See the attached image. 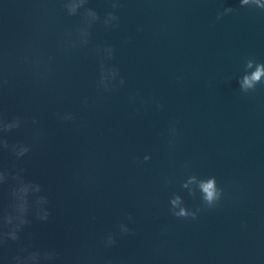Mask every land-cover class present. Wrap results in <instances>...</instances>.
<instances>
[{
    "label": "water",
    "instance_id": "1",
    "mask_svg": "<svg viewBox=\"0 0 264 264\" xmlns=\"http://www.w3.org/2000/svg\"><path fill=\"white\" fill-rule=\"evenodd\" d=\"M221 3L239 8L238 0H123L120 28L97 26L92 37L116 48L113 63L126 81L119 92L96 94L89 49L58 56L55 75L43 84L9 63L12 85L0 106L9 115L37 116L46 132L15 162L49 197L48 221L33 220L25 231L36 247L56 248L58 264H264V86L245 95L236 80L246 57L264 62V13L239 9L216 21ZM89 6L101 14L106 8L104 0ZM46 7L45 14L34 0H0L4 46L22 49L35 34L36 45L54 54L57 36L75 19L63 16L55 0ZM131 92L155 96L163 108L130 104ZM58 110L76 119L60 124ZM171 120L178 136L169 148ZM30 135L26 128L11 139ZM145 154L151 159L137 165ZM187 174L215 176L224 190L220 207L195 221L168 212L173 193L189 208L199 205V194L193 199L180 188ZM128 213L136 235L105 249L101 237L127 223ZM14 251L15 245L0 251V264Z\"/></svg>",
    "mask_w": 264,
    "mask_h": 264
},
{
    "label": "clouds",
    "instance_id": "2",
    "mask_svg": "<svg viewBox=\"0 0 264 264\" xmlns=\"http://www.w3.org/2000/svg\"><path fill=\"white\" fill-rule=\"evenodd\" d=\"M34 2L40 5L41 13L46 14L49 11L46 7L48 0ZM55 3L63 16L74 18L75 23L57 36L54 54L46 53L36 45L35 34L28 38L22 49H9L0 40V98L12 85L8 67L10 62L14 63L16 68L26 70L37 84H43L49 82L55 75L58 56L70 57L81 49H89L97 62L94 87L98 96L119 92L125 86L126 81L120 74L119 67L113 63L115 46L107 41L92 43L93 31L97 26L108 31L120 28L121 17L118 12L123 7V0H104L106 8L102 14L89 6L90 0H55ZM238 6L237 9L221 3L216 10L215 20L221 21L239 9L259 10L264 13V0H238ZM3 11H7V5ZM44 30L41 27L39 31ZM136 31L141 32L143 29L138 26ZM124 43H131L130 38ZM236 80L240 93L245 95L254 93L258 86H264V62L257 61L254 57H246L243 61V70ZM128 102L130 104L138 102L141 106L151 103L156 111L163 108L155 96L145 100L139 92L129 93ZM81 104L87 107L89 97H82ZM53 117L60 124H67L76 119L75 113L71 110L55 111ZM177 124L176 120L168 123L169 148L174 146L178 136ZM26 128L31 129L29 140L11 139L13 134ZM45 139L46 132L37 116L29 118L22 114L9 115L0 106V158L7 155L13 161L8 165L0 159V251L15 245L14 254L4 257L5 264H58L60 260V252L56 248L36 247L31 243V234L25 231L33 220L48 221L51 215L49 197L40 183L28 178L27 169L15 163L24 160L32 153L34 147L43 143ZM150 159V155L145 154L142 159L137 158L135 162L141 165ZM170 182V179H165V184ZM180 188L182 191L186 190L187 195L193 199L199 194L200 203L194 208H189L184 196L173 193L168 199V212L177 220L195 221L201 212L220 207L224 198V190L218 186L215 176L202 178L196 174H187ZM125 219L127 223L120 222L114 231L109 230L103 234L100 243L105 249L115 247L120 237L136 235L135 229L130 227L135 224L133 215L128 213ZM246 227L245 223H241L242 229Z\"/></svg>",
    "mask_w": 264,
    "mask_h": 264
}]
</instances>
